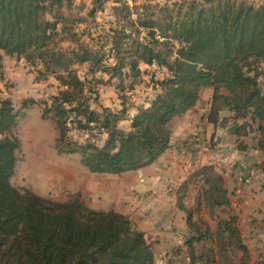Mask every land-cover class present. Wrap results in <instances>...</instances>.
<instances>
[{
	"label": "trees",
	"instance_id": "trees-1",
	"mask_svg": "<svg viewBox=\"0 0 264 264\" xmlns=\"http://www.w3.org/2000/svg\"><path fill=\"white\" fill-rule=\"evenodd\" d=\"M75 1L0 0V58L23 59L36 69L37 81L52 77L57 84L41 118L55 125L59 153H80L81 164L92 173L137 171L169 148L170 121L196 105L201 89L213 87L208 122L221 125L224 109L243 120L236 135L258 132L254 147L264 172V92L259 84L264 77V3L148 0L130 6L112 0L111 21L101 26L95 15L111 0H92L86 18L73 13ZM153 66L167 75L156 83L159 93L146 107L137 106L134 116L128 117L131 107L124 102L121 109L91 108L93 85L102 82L96 74L117 80L120 92H131L142 68ZM81 67L87 68L85 78L79 75ZM220 89L228 94H219ZM30 104L35 102L24 101L22 107ZM17 119L11 102L0 100V264H154L144 234L122 214L92 210L79 197L55 202L11 184L19 148L12 137ZM125 121L126 130L119 126ZM71 131H95L103 136L102 144L71 141ZM196 183L202 188L195 207L186 208L183 201ZM202 198L210 208L227 210L215 235L204 221L194 220ZM176 205L191 234L185 242L187 264H234L226 255L229 246L242 253L237 264H250L225 179L214 166L194 170L179 187ZM208 240L215 241L216 251L203 258L194 245Z\"/></svg>",
	"mask_w": 264,
	"mask_h": 264
},
{
	"label": "rangeland",
	"instance_id": "rangeland-1",
	"mask_svg": "<svg viewBox=\"0 0 264 264\" xmlns=\"http://www.w3.org/2000/svg\"><path fill=\"white\" fill-rule=\"evenodd\" d=\"M91 1L76 0L73 13L86 18L91 8ZM160 3L162 4L163 2ZM128 4L132 5V3ZM111 8L112 0L104 5L103 12L95 15V21L98 25L104 26L105 23L111 21ZM101 26L96 30L97 32ZM90 29L92 32L94 31L93 25ZM79 71L81 78H85L87 68L81 67ZM142 71L144 73L140 77V82L131 92L126 90L120 92L115 88L118 85L117 80L109 82L106 76L96 74L97 79L102 82L101 84L93 85L95 92L92 97L96 98V102L90 103L91 108L98 112H101L102 107L121 109V102L132 108L143 106L159 93L160 90L156 83L165 78L167 73L162 69H157L155 66L150 68L143 67ZM90 78L91 76L88 75L87 79ZM56 85L52 77L37 81L36 69L28 65L23 59L4 55L0 58V100H9L14 112L18 115L17 124L12 131V137L17 138L19 141V148L15 151L16 164L11 184L22 191L29 190L55 202H68L77 197L84 202L81 192L71 193L63 186H58L57 183L54 184L53 182L55 181L53 180V170L58 167L62 168L59 170L62 171L63 177L66 175L71 176V173L67 171V168L70 167L74 171L76 169H85L89 172L81 164L83 157L80 153L61 154L57 151L55 147L57 139L55 125L50 120L41 118L43 104L48 103L50 98L55 95L57 92ZM124 85H128L127 80ZM24 101H34L35 104H30L27 108H23ZM231 123L240 126L243 120L234 116L225 118V122H222L221 125H224L228 136L236 135L235 132L230 131ZM237 130L239 129L237 128ZM88 133L71 131L69 139L81 145L87 140L94 141L98 145L102 144L103 136L96 135L95 131ZM253 133L246 136V141H248L250 147L255 145L257 138ZM236 136L237 142L235 145L239 149L249 146L243 148L245 140H242L238 135ZM216 143L212 140L210 143L208 142V146L213 149L216 147ZM227 167L225 165V168ZM220 171L226 174L222 167ZM89 173L106 175L105 173ZM110 175L119 177L121 174ZM226 179L227 182H231L229 178ZM259 183L255 189L250 192L246 191L243 198H238V202L244 199L242 208H235L239 218L238 227L243 235L242 243L248 251L250 264H264V182ZM201 188L198 183L193 187V189H197L198 194ZM171 192L167 188L165 189L164 185H158L157 187L150 185L142 193L134 190L133 198L135 202L132 204L130 212L122 215L130 221L133 229L142 232L145 238H148L146 240L151 245L152 251L153 248L154 251L156 249L158 257L164 260L169 255H172L173 260L177 261L178 264H186L188 263V250L185 242L191 234L185 223V214L180 219L179 209L175 205L176 199ZM196 198L197 195L195 196ZM202 200L203 203L201 202L198 214L194 212V220L198 221V219H201L204 221L210 227L212 235H215V233L219 232L217 222L220 219L227 218V210L216 207L210 208L207 203H204L205 200L203 198ZM125 201L124 207L132 203ZM192 201L191 197L190 202ZM246 202L250 204L248 205ZM136 216L139 217L140 221L145 222L147 226L145 231L137 228ZM254 233L255 235L252 237ZM151 238H153L152 241H150ZM217 240L219 239L217 238ZM167 245H169L168 249L170 250H166ZM194 248L197 254L204 258L209 254V250L212 252L216 251V243L208 240L194 245ZM226 255L231 258L234 264H237L242 257V253L231 246L228 247Z\"/></svg>",
	"mask_w": 264,
	"mask_h": 264
},
{
	"label": "crops",
	"instance_id": "crops-1",
	"mask_svg": "<svg viewBox=\"0 0 264 264\" xmlns=\"http://www.w3.org/2000/svg\"><path fill=\"white\" fill-rule=\"evenodd\" d=\"M123 1L139 4L148 0ZM155 1L174 2L180 0ZM247 1L257 4L264 3V0ZM3 55L4 54H2V56ZM213 94V87L201 89L199 100L196 105L183 115L177 116L170 121L169 129L171 135L169 148L154 163L137 171L123 173L119 177H114L110 174H91L85 169H76L74 171L71 167L67 168L71 176L66 175L63 177L62 171L59 170L62 168L58 167L53 170L54 184L57 183L58 186H63L65 189L71 191V193L81 192L86 206L92 210L103 212L114 210L115 212L125 215L130 212L129 210L135 202L133 198L134 190L142 193L143 190L150 185L155 187L164 185L165 189L167 188L169 191H172L171 194H173V197L176 199V193L179 187L187 180L194 170L201 166L212 165L223 175L225 179V188L230 200V208L238 217L235 208H242V201L244 200L242 199L241 202H238V198H243L246 191L250 192L260 184L259 182H264V172L260 169L262 155L255 149V145L250 147L248 141H246V136L241 137L242 140H245L243 142V148L249 146L240 150L235 145L237 142L236 135L228 136L224 125L220 126L219 124L215 128L208 122V114L211 109ZM219 94L227 95L228 93L224 89H220ZM147 105L146 102L143 106L146 107ZM136 108L137 107H131L128 110L127 114L129 118L134 116ZM131 110L133 111L130 113ZM230 116H232V113L228 110L223 109L219 113L220 121ZM232 125L234 124L231 123L230 126ZM119 126L126 130L128 128V121L121 122ZM253 134L258 138V132L254 131ZM196 137L200 138L199 144L195 143ZM212 140L213 142H217L216 147L213 149L208 146V142L210 143ZM224 164L228 167L225 168ZM221 167L226 171V174L220 171ZM226 178H229L231 182H227ZM196 195H198L197 189L189 187L186 198L183 201L186 208L195 207L194 199ZM191 197L193 199L192 202H190ZM125 200L132 202L131 205L124 207L123 204L126 202ZM246 204L249 205L250 203L246 202ZM178 213L180 219H182L184 213L180 210H178ZM136 222L138 223L137 228L139 230H146L147 226L145 222L140 221L138 216H136ZM254 235L255 233L252 237H254ZM146 239L148 240L147 237ZM152 240L153 238H151L150 241ZM166 248V250H170L168 249L169 245H167ZM153 254L154 264H178L177 261L173 260L172 255L162 260L161 257L157 256L156 249L154 251V248Z\"/></svg>",
	"mask_w": 264,
	"mask_h": 264
},
{
	"label": "built area",
	"instance_id": "built-area-1",
	"mask_svg": "<svg viewBox=\"0 0 264 264\" xmlns=\"http://www.w3.org/2000/svg\"><path fill=\"white\" fill-rule=\"evenodd\" d=\"M259 84H260V87H261L262 91L264 92V77H262L260 79ZM199 142H200V138L199 137H196L195 138V143L196 144H199Z\"/></svg>",
	"mask_w": 264,
	"mask_h": 264
},
{
	"label": "water",
	"instance_id": "water-1",
	"mask_svg": "<svg viewBox=\"0 0 264 264\" xmlns=\"http://www.w3.org/2000/svg\"><path fill=\"white\" fill-rule=\"evenodd\" d=\"M237 128H238L237 125H232L230 130H231L232 132H236Z\"/></svg>",
	"mask_w": 264,
	"mask_h": 264
}]
</instances>
